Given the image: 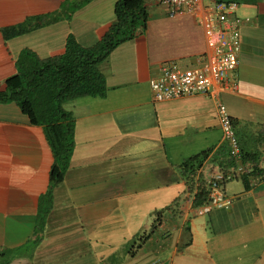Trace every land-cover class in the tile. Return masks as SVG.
I'll use <instances>...</instances> for the list:
<instances>
[{"label":"crops","instance_id":"obj_1","mask_svg":"<svg viewBox=\"0 0 264 264\" xmlns=\"http://www.w3.org/2000/svg\"><path fill=\"white\" fill-rule=\"evenodd\" d=\"M73 1L0 0V28L43 16L42 25L18 36L5 39L0 31V90L16 74L22 49L41 59L57 56L69 34L91 47L114 23L117 0H89L70 14ZM225 1L238 3L240 51L237 88L218 98L233 119L242 161L264 174V0ZM144 3L146 29L99 65L105 96L63 104L75 120V146L43 222L38 207L49 186L52 151L41 126L15 102H0L3 264H264V179L247 188L234 179L240 184L230 192L227 181L231 205L198 214L177 167L206 150L204 177L221 168L220 161L232 165L216 156L226 147L217 100L192 94L157 101L150 88L162 65L192 69L206 60L212 44L200 15L170 16L162 0Z\"/></svg>","mask_w":264,"mask_h":264},{"label":"trees","instance_id":"obj_2","mask_svg":"<svg viewBox=\"0 0 264 264\" xmlns=\"http://www.w3.org/2000/svg\"><path fill=\"white\" fill-rule=\"evenodd\" d=\"M89 0H76L69 9L72 14ZM66 9V6H65ZM115 21L97 44L81 46L72 34L66 38L64 51L53 57L39 58L28 48L22 49L16 59L17 72L5 81L0 90V102H15L33 125L43 128L45 138L53 154L49 172V186L40 197L37 217L43 222L50 208L53 188L62 181L69 167L75 146V120L63 104L83 96L104 97L107 91L105 77L99 65L121 43L131 40L147 27L148 14L144 0H117L114 4ZM70 17V16H68ZM43 16H30L23 22L0 28L5 39L18 36L43 24ZM55 19V18H54ZM226 147L219 153L228 163L233 160ZM210 150L185 158L178 164L180 175L194 196L193 204L205 202L207 187L200 168ZM214 158L213 161H217ZM220 166L225 169L224 163ZM245 187L248 177L242 176ZM159 218L155 219L157 222ZM153 227L156 225L153 223ZM153 228V229H154ZM187 246L191 241L188 227L184 228Z\"/></svg>","mask_w":264,"mask_h":264},{"label":"built area","instance_id":"obj_3","mask_svg":"<svg viewBox=\"0 0 264 264\" xmlns=\"http://www.w3.org/2000/svg\"><path fill=\"white\" fill-rule=\"evenodd\" d=\"M162 2L167 5L170 16L185 11L200 15L206 36L212 44L211 52L202 65L192 69H181L175 63H166L162 65L160 75L149 82L153 98L157 101L192 94L209 95L217 100V117L222 141L233 163L228 168L217 167L207 172L206 200L196 207L198 214H207L213 208H226L231 205L234 197L225 192L224 184L227 181L246 175L251 186L254 182L264 179L263 173H255L242 161L233 119L225 104L218 98L220 91H235L237 88L236 68L239 62L240 43L239 21L235 11L238 3L215 0L203 6L200 0H162ZM214 85L218 86L216 91L213 89ZM192 197L194 200V196Z\"/></svg>","mask_w":264,"mask_h":264},{"label":"rangeland","instance_id":"obj_4","mask_svg":"<svg viewBox=\"0 0 264 264\" xmlns=\"http://www.w3.org/2000/svg\"><path fill=\"white\" fill-rule=\"evenodd\" d=\"M240 184V180H232L228 183V186H227V192H230L231 190H234L233 188L236 187V185H239ZM228 194V193H227ZM230 196H232V194H229ZM2 264L5 262L6 259L1 258L0 259Z\"/></svg>","mask_w":264,"mask_h":264}]
</instances>
